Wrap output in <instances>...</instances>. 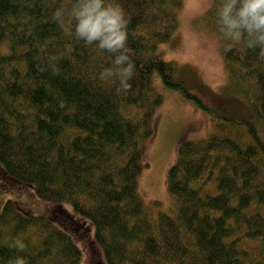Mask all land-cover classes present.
<instances>
[{
  "label": "trees",
  "instance_id": "1",
  "mask_svg": "<svg viewBox=\"0 0 264 264\" xmlns=\"http://www.w3.org/2000/svg\"><path fill=\"white\" fill-rule=\"evenodd\" d=\"M181 7L0 0V175L53 202L44 217L5 200L0 264H79L69 224L86 219L64 201L91 222L107 264H264V0H214L209 11L250 118L235 121L239 130L180 140L166 177L174 214L138 191L143 144L163 101L155 76L222 116L175 61L154 54Z\"/></svg>",
  "mask_w": 264,
  "mask_h": 264
},
{
  "label": "rangeland",
  "instance_id": "2",
  "mask_svg": "<svg viewBox=\"0 0 264 264\" xmlns=\"http://www.w3.org/2000/svg\"><path fill=\"white\" fill-rule=\"evenodd\" d=\"M214 0H182L179 25L171 38L160 43L154 54L165 60H173L180 66L183 79L191 90L198 93L208 105L222 113L211 114L181 92L162 85L157 76L154 85L163 95V101L152 115L153 134L142 148V161L147 165L137 177L138 191L145 202L158 201L160 208L174 214L176 202L167 189V171L176 159L177 146L182 139H203L218 132L239 127L238 118H250L251 109L236 87L229 82L222 53L219 31L209 15ZM0 206L5 200L24 203L30 214L51 217L53 202L38 198L32 184L17 183L0 175ZM72 212L86 219L79 227L74 221V239L82 251L79 264H103L102 251L94 241L91 222L74 212L67 201L61 203ZM264 212V206H263ZM73 217V216H72ZM56 224L63 228L59 222ZM64 229V228H63ZM104 260V261H103Z\"/></svg>",
  "mask_w": 264,
  "mask_h": 264
}]
</instances>
